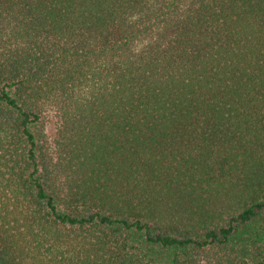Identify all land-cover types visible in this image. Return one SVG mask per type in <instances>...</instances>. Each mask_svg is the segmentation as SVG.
Wrapping results in <instances>:
<instances>
[{"label": "trees", "instance_id": "16d2710c", "mask_svg": "<svg viewBox=\"0 0 264 264\" xmlns=\"http://www.w3.org/2000/svg\"><path fill=\"white\" fill-rule=\"evenodd\" d=\"M0 264H264V0H0Z\"/></svg>", "mask_w": 264, "mask_h": 264}]
</instances>
